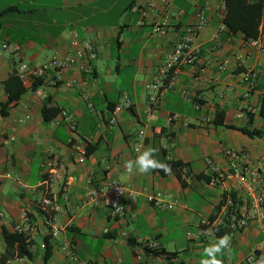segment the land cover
I'll return each mask as SVG.
<instances>
[{"label":"crops","instance_id":"0c3cea01","mask_svg":"<svg viewBox=\"0 0 264 264\" xmlns=\"http://www.w3.org/2000/svg\"><path fill=\"white\" fill-rule=\"evenodd\" d=\"M203 1L0 0V43L19 46L0 52V102L7 98L4 81L16 73L19 63L38 66L55 54L66 55L72 31L96 49L95 59L78 60L61 81L50 82L53 71L37 79L34 89L27 87L7 114H0V211L5 216L1 224L13 232L12 225L25 209L36 225L29 235L32 257H9L0 244V264H72L60 250L62 240L69 241L80 259L94 264H138L134 252L142 240L174 252L181 264H201L206 258L203 249L218 238L187 233L195 232L202 218L218 214L223 193L235 181L224 149L244 150L253 164L264 155V55L241 33L223 31L214 39L220 8L217 0H208V24L196 39L200 52L192 64L171 72V86L161 92L150 117L144 85L156 79L176 38L192 21L196 4ZM165 13L170 15L165 33L153 34L152 21ZM220 63L225 69L218 68ZM253 68L261 73L247 84L241 75ZM124 94L131 105L116 113L110 124V112ZM43 107L57 114L47 121ZM62 110L91 148L83 163L72 152L68 126L51 122ZM169 114L177 119L168 122ZM242 129L258 132L248 135ZM138 142L141 147L135 152ZM149 148L156 149L155 159L170 171L129 173L127 162ZM208 158L221 176L206 174ZM47 161L52 164L44 167ZM171 161L188 166V180H180ZM261 171L264 190V168ZM6 172L12 176L3 177ZM107 180L121 181L126 188L121 215L86 201L89 189ZM150 194H159L173 208L152 205L146 200ZM238 196L243 199L246 193L239 191ZM45 198L60 204V209L49 211L50 218L64 226L57 238L50 237L43 225ZM227 235L230 250L217 256L221 264H237L251 252L264 259L259 219ZM46 237L50 256L43 263L41 244ZM131 240L134 246L129 245ZM142 264L169 263L145 252Z\"/></svg>","mask_w":264,"mask_h":264},{"label":"built area","instance_id":"2783aa9c","mask_svg":"<svg viewBox=\"0 0 264 264\" xmlns=\"http://www.w3.org/2000/svg\"><path fill=\"white\" fill-rule=\"evenodd\" d=\"M163 4H168L172 0H161ZM219 3V18L220 24L214 34V39H219L221 32L226 30L225 25L222 23V18L225 13L226 5L225 0H217ZM152 6V2L149 3ZM210 3L208 0H204L200 4H196L193 19L190 23L186 24L181 31L180 35L176 38L172 45L171 51L167 60L159 67L157 77L155 80L145 83L144 89L146 91V112L150 117L154 116V107L159 98V95L163 90L170 88L172 78L171 72L181 66L192 64L197 58L200 47L196 43V39L200 32L208 24V10ZM170 23V15L168 13L158 15L152 21V33L155 35L164 34L166 28ZM248 45L257 48L260 53L264 55V18L259 25V33L256 38H251L247 41ZM70 51L64 55H53L49 60L38 66H31L27 63L21 62L18 65L16 74L20 78L23 86L31 87L33 83L45 76L49 71H53V75L50 78V82L55 83L62 80L65 71L72 68L78 60L86 58L87 60H93L96 58V49L94 44L86 39L80 37L75 31L71 32L69 41ZM19 49V46L15 42H2L0 43V52H11ZM225 63H220L218 68L220 70L225 69ZM261 73L260 68L249 69L242 73L241 80L247 84H253L256 78ZM38 94H41L39 92ZM84 98L87 101V106L92 107L91 102L88 99L87 94H84ZM131 100L128 95L124 94L122 100L116 104L110 112L109 123H114L115 114L121 110L129 108ZM177 119L176 114H169L167 121L171 122ZM59 121L64 122L69 129L70 139L69 143L72 148V152L79 163H83L88 156L87 144L80 138V134L75 121L70 115L62 110L58 113V118L52 120L53 123ZM144 131L140 130L138 136L142 140ZM13 138H11L12 140ZM141 147V142H138L134 146V151H138ZM227 163L228 171L231 176L235 178V181L231 183L227 189V197L225 203L219 209L218 214L213 220L209 218H202L199 223V227L195 232H188L187 234L192 237H206L208 235H214L213 227L220 224L225 216H233L232 199L229 195L230 192L244 191L246 196L242 199V203L239 206L238 217L234 219L231 217V229L233 228H245L249 222L253 219H259L261 222V230L264 233V190L262 186L263 177L261 174L262 168H264V155L257 160L254 164L250 161L248 154L244 150H234L231 148H225L223 151ZM51 162L47 161L42 164L44 167L51 166ZM180 178L185 181L190 177L189 168L186 164L180 165L178 168ZM206 174L220 175V169L208 158L206 160ZM3 177L10 178L12 175L6 172ZM1 177V176H0ZM15 179L19 181V177L15 176ZM41 183V182H40ZM39 183V184H40ZM25 187L24 184H22ZM126 195V188L121 181L107 180L97 186H93L89 189L86 201L93 206H101L109 209L114 215H121L124 211L123 198ZM133 198L134 194L129 193ZM146 200L154 206L164 207L166 209L173 208L172 203H168L162 200L159 194H150L146 196ZM42 210L45 213L43 219V225L46 228L50 237L57 238L59 233L64 229L63 225L57 224L49 216V211L60 209V204L50 198L42 200ZM4 214L0 211V226L4 219ZM13 232L31 235L36 231V225L32 220L27 210L22 209L20 217L17 222L12 225ZM0 244L3 243L2 236L0 235ZM44 244L42 242L41 247ZM157 249L159 248L156 242H150L149 240L140 241L139 247L134 252V257L138 261V264H142V258L145 249ZM60 250L70 260L72 264H94L92 260L80 259L72 245L67 240L60 242ZM262 258L257 256L255 252H251L246 255L237 264H258ZM106 264H112L110 262ZM114 264H119L118 262ZM221 264V263H220Z\"/></svg>","mask_w":264,"mask_h":264},{"label":"trees","instance_id":"16d2710c","mask_svg":"<svg viewBox=\"0 0 264 264\" xmlns=\"http://www.w3.org/2000/svg\"><path fill=\"white\" fill-rule=\"evenodd\" d=\"M225 13L222 18V23L226 27V32L229 34L241 33L244 40L248 41L251 38H256L259 33V25L261 20L264 18V0H225ZM1 24V21H0ZM37 82L33 83V89L36 87ZM4 90L7 94V98L4 102H0V114L6 115L9 107L16 102L20 96L27 90L23 86L20 78L16 73H13L7 77L4 81ZM57 114V110L49 107L42 108V115L45 120H51ZM229 126V125H227ZM242 132L248 135L256 134L258 131L245 130ZM88 153L90 147L86 146ZM170 166L177 171L178 177H180L178 167L184 163L179 161H171ZM210 177L207 178L209 181ZM180 180H182L180 178ZM183 181V180H182ZM233 206V216H225L222 222L213 227L214 235L217 238H221L231 231V217L236 219L238 217L239 206L242 203V199L238 196L237 192L229 193ZM227 193H223L220 202L217 206V212L221 206L225 203ZM215 216H211L209 219L213 220ZM0 235L2 236L3 243L6 248V253L9 257H26L31 258L32 252L30 251V239L29 235L20 234L16 232H9L2 224L0 226ZM48 236V235H47ZM129 245L134 246V241L128 242ZM44 246L42 261L45 263L46 259L50 256V247L48 244V238L46 237L43 242ZM146 253H153L156 256L165 258L169 264H181L175 260V253L166 251L163 248L157 249H145Z\"/></svg>","mask_w":264,"mask_h":264},{"label":"clouds","instance_id":"9594fccd","mask_svg":"<svg viewBox=\"0 0 264 264\" xmlns=\"http://www.w3.org/2000/svg\"><path fill=\"white\" fill-rule=\"evenodd\" d=\"M156 149L149 148L142 151L134 161H129L125 165L127 171L132 173L134 170L140 174H147L151 170L160 169L165 172L170 171L167 164L162 163L155 159ZM231 237L224 235L218 238L214 244L205 247L203 249V255L206 257L201 260V264H220V260L217 259L218 255H222L224 251L230 250ZM251 264V262H250ZM258 264H264V259L258 261Z\"/></svg>","mask_w":264,"mask_h":264}]
</instances>
